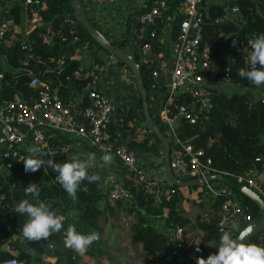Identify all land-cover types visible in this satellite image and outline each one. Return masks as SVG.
<instances>
[{
  "label": "trees",
  "instance_id": "obj_1",
  "mask_svg": "<svg viewBox=\"0 0 264 264\" xmlns=\"http://www.w3.org/2000/svg\"><path fill=\"white\" fill-rule=\"evenodd\" d=\"M167 2L169 7L148 28H155L156 33L144 38L150 44L152 54L147 62L139 61L138 49L134 48L146 90H149L152 71L157 69V59L153 53L169 57L170 40L176 36L183 17L180 13L182 0ZM148 5L149 1L138 14L145 11ZM233 6H237L239 12L231 11ZM201 9L204 11L202 42L208 45L219 74L226 72L228 79L214 83L211 91L212 105L206 113H199L195 122L190 123L183 117H178L176 134L183 143L202 149L204 155L211 158L213 168L237 181L239 175L264 170V84L257 87L238 75L241 68L250 67L247 63L252 51L250 41L264 33V0H202ZM24 10L21 3L12 5L6 22H3L5 31L0 36V100L18 93L24 100L33 103L38 98V89L30 84V79L33 75H38L49 80L51 88L77 120L84 119V109L89 104V97L83 86L91 80L89 73L93 65L102 64L97 52L100 50L109 56H115L106 52L74 18L68 0H34L25 10L26 21ZM216 18L219 23L215 22ZM19 26L24 30L19 31ZM164 28H168L169 37L163 35ZM71 30L78 38H74ZM134 36L133 32L132 39ZM25 44L29 45V52L27 48H23ZM128 45L130 46V41ZM87 58L88 65L84 62ZM117 61L133 79L127 66L118 59ZM27 69L32 70V73ZM225 82L232 86L231 92L223 90L221 84ZM161 88L165 89V85H161ZM136 92V99L123 97L127 99L126 103L113 108L101 141L105 145L121 144L133 150L144 166L157 159L156 167H163L162 143L146 126L140 96L137 90ZM188 99L190 97L180 94L177 102H187ZM148 102L153 119L160 125L149 95ZM161 128L165 130L163 126ZM70 143L71 140L65 135L49 129L45 144L38 147L46 153L44 159L52 158L55 162L62 163L69 158L65 153L70 152ZM170 143L171 157L180 145L172 141ZM120 168L121 181L131 193L125 200L129 201L128 212L134 216L132 238L143 244L148 264H171L167 256L173 245L167 230L174 225L183 227L190 247L199 257L207 258L217 252V248L209 244H219L218 228L223 215L221 204L230 196L225 182L214 181L226 188L219 192L211 191L205 184L174 185L166 176L161 180L154 179L157 184L148 185L135 172L124 169L121 163ZM90 172L100 175L96 168ZM56 175L51 168L45 173L43 167L35 173H26L23 162L14 159L10 172L0 175V189L7 192L8 200L15 201L14 206L23 199L38 203L34 196L25 195L23 188L14 187L13 195L10 190V182L25 188L31 183H37L39 196L54 198L49 204L51 209L62 210L69 226H74L84 234L93 231L100 234L98 218L105 213L101 203H110L108 189L102 191L101 180L95 183L85 180L77 190V199L74 201L56 181ZM157 187L160 189L159 196L154 193ZM233 191L249 205L252 217L258 219L259 207L243 194ZM193 193L197 198H193ZM114 201L117 205L123 202ZM186 201L197 207L190 210L193 217L186 209ZM73 207L79 212L77 217L70 220ZM14 208L11 214L18 216L19 213L14 212ZM238 233L239 231L236 235ZM197 248L200 250L197 251ZM71 251L75 264H79L80 254ZM56 253L57 260L54 264H64L59 251ZM2 258L5 257H0Z\"/></svg>",
  "mask_w": 264,
  "mask_h": 264
},
{
  "label": "built area",
  "instance_id": "obj_2",
  "mask_svg": "<svg viewBox=\"0 0 264 264\" xmlns=\"http://www.w3.org/2000/svg\"><path fill=\"white\" fill-rule=\"evenodd\" d=\"M95 1L115 3L118 0ZM148 1L147 9L137 17L135 36L130 42L133 49H138L137 57L141 63L147 62L148 57L152 55L150 44L144 41V38L147 35L153 36L156 29L148 28L154 25L156 17L169 7L167 0H146L145 3ZM33 2L34 0H21L25 10ZM87 2L89 0H83L89 12ZM201 3L202 0H182L180 13L183 17L176 36L170 40L171 61L161 53H153L157 59V69L151 73L147 90L153 111L157 113L160 125L165 128L163 132L169 141L180 145L170 158V166L174 174L182 179L201 178L208 173L219 172L212 167L211 158L205 156L202 149H195L191 144L183 143L176 134L178 117H183L190 123L195 122L198 114L206 113L212 105L211 91L214 83L228 79L226 72L219 74L208 45L202 42L204 11L201 9ZM231 11L239 12V9L233 6ZM215 22L219 23L218 18ZM4 31L5 28L0 26V36ZM71 33L75 39L78 38L73 30ZM234 41L235 39L232 40ZM23 48H27V52L30 51L28 44L23 45ZM101 69V65L94 64L89 73L91 80L83 86L89 97V104L84 109L85 118L82 120H77L70 108L63 105L56 91L51 88L49 80L38 75H33L30 79V84L38 89V98L33 103L24 100L18 93L0 100V175L4 176L10 172L12 160L30 155L27 152L28 147L45 144L49 129H55L65 136L69 133L78 135L89 147L98 149L102 154V148L110 149L112 156L118 159L124 169L135 172L148 185L157 184L148 176L145 166L138 161L133 150L121 144L105 145L101 141L114 108L108 96L96 87L98 72ZM164 70L167 75L163 83L165 89H162L160 74ZM27 71L32 73L30 69ZM180 94L190 99L187 102H177ZM237 181L245 183L264 198V170L239 175ZM204 184L213 192L226 190L214 181H206ZM228 192L230 196L221 204L223 215L218 230L220 236L225 231H231L234 238L236 232L256 219L252 217L249 205L237 193L229 189ZM154 193L159 196V187L154 189ZM107 196L110 200H124L129 198L131 193L121 180L116 179L111 181ZM3 198L0 189L1 210L5 207ZM233 225L238 227L233 229ZM167 233L173 245L167 256L168 261L171 264H197L200 257L190 247L183 227L174 225ZM245 243L264 247V231L256 233ZM0 264L32 263L15 256H7L0 259Z\"/></svg>",
  "mask_w": 264,
  "mask_h": 264
},
{
  "label": "crops",
  "instance_id": "obj_3",
  "mask_svg": "<svg viewBox=\"0 0 264 264\" xmlns=\"http://www.w3.org/2000/svg\"><path fill=\"white\" fill-rule=\"evenodd\" d=\"M145 2L146 0H118L115 3H107L89 0L87 6L89 13H91L92 18L96 21L101 31L110 38L128 45L129 41H132V33L135 29L137 17L142 13L138 14V12L144 7ZM17 3H21V0H0V26L4 27L3 22H6L9 9ZM129 18L130 22H128ZM26 20L27 16L24 10V21ZM127 22L130 25L129 30ZM164 29L163 35L169 37L168 28ZM18 30L23 31L24 28L19 26ZM97 55L102 59V69L98 72L96 87L108 96L113 107L126 103L127 99L123 97L128 94L131 95V99H136L137 88L133 79L127 74V70L118 63L115 57L109 56L104 51L99 50ZM168 58L171 61V53ZM84 62L88 65L89 59L87 58ZM166 72L164 70L160 74V82L162 84L165 81ZM66 137L71 140V150L65 153L67 157L75 156L84 159L88 153H95L99 161L102 153L98 149L89 147L85 140L76 134L69 133ZM96 169L101 175L102 191H106L109 188L112 180H121L120 163L116 158H114L111 166L96 167ZM145 169L148 176L153 179L161 180L165 177L163 167L146 165ZM10 183L12 195L14 187L25 188L20 184ZM1 192L4 197L5 207L3 210L0 209V257L15 256L32 264H54L57 260L56 251L58 250L51 240L27 241L22 235L23 224L27 218L20 214L18 216L14 213L11 214L12 208L15 207V201L8 200L9 196L3 188ZM34 199L47 204L54 200L52 197L43 198L41 196H34ZM109 201L110 203L108 204L101 203L105 213L98 218L100 239L90 246L86 254L79 255V264H94L96 259L99 260V263L105 264V259L109 253L108 250H113L115 255H118V259L115 261L117 264H120L119 258L123 256L119 253L121 250L125 252V257L128 258L125 264H148L143 244L132 238L131 225L134 222V216L128 212L127 205L129 201L124 199L120 205L115 204L114 200L109 199ZM70 212V220H72L77 217L79 210L73 207ZM96 255H98V258H95ZM61 256L64 263V257L62 254Z\"/></svg>",
  "mask_w": 264,
  "mask_h": 264
},
{
  "label": "clouds",
  "instance_id": "obj_4",
  "mask_svg": "<svg viewBox=\"0 0 264 264\" xmlns=\"http://www.w3.org/2000/svg\"><path fill=\"white\" fill-rule=\"evenodd\" d=\"M250 44L252 51L247 61L250 67L241 68L238 75L259 87L264 84V33L250 41ZM101 151L103 154L99 157V161L95 153H88L84 159L73 156L62 163H57L52 158L44 159L46 153L41 147L30 146L27 148L30 155L22 157L20 161L23 162L26 173H35L42 167L46 173V170L51 168L57 173L56 181L75 201L77 190L82 182L87 180L88 183H95L101 180L99 174L90 172V170L96 167L111 166L114 162L110 149L102 148ZM48 155L50 157L51 154ZM23 190L25 195L39 196L37 183H31ZM14 212L27 218L23 224L22 235L29 242L49 241L54 235L62 233L64 247L84 255L90 246L100 239L99 232L84 234L68 224L65 229L63 213L51 209V206L43 201L32 203L28 199H23L15 206ZM237 227L233 225V229ZM246 231L251 232L252 228L249 227ZM244 241L245 237L242 235L233 238L231 231H225L220 236L219 244H209L217 248V252L207 258L201 256L197 264H264V247L246 244ZM199 250L197 248V251Z\"/></svg>",
  "mask_w": 264,
  "mask_h": 264
},
{
  "label": "water",
  "instance_id": "obj_5",
  "mask_svg": "<svg viewBox=\"0 0 264 264\" xmlns=\"http://www.w3.org/2000/svg\"><path fill=\"white\" fill-rule=\"evenodd\" d=\"M74 18L80 23L85 31L108 53L114 55L119 61L123 62L133 75L134 83L140 96L142 111L145 117L146 126L151 129L163 146V168L165 176L171 184L187 186L204 184L206 181H220L225 182L229 187V191L236 190L243 194L248 199L252 200L260 209L258 219L246 225L234 237L243 236L245 241L250 240L256 233L264 231V198L254 189L247 186L245 183L236 181L222 172L208 173L201 178L182 179L177 177L170 166V151L171 143L163 132L161 126L153 119L148 102L147 90L143 81L141 67L136 59V54L131 46L123 45L116 40H112L106 33L100 30L96 21L92 19V15L87 12L83 0H68ZM59 212L62 213L61 210ZM65 229L67 224H65ZM251 227L252 231L247 232L246 229ZM55 248L63 255L64 264H74L75 259L72 251L65 248L62 240V233L54 235L50 238Z\"/></svg>",
  "mask_w": 264,
  "mask_h": 264
},
{
  "label": "rangeland",
  "instance_id": "obj_6",
  "mask_svg": "<svg viewBox=\"0 0 264 264\" xmlns=\"http://www.w3.org/2000/svg\"><path fill=\"white\" fill-rule=\"evenodd\" d=\"M128 74V73H127ZM128 77V75H126ZM223 86V90H225L226 92H231L232 90V86L230 84H228L227 82L221 84ZM220 85V87H221ZM127 95V94H126ZM127 96H131L130 94H128ZM152 160H154V158H152ZM159 160V158H158ZM154 162V163H153ZM153 163V164H151ZM150 163V166H156V163H157V159H155L154 161H152ZM219 187H223V185L221 183L218 184ZM195 193V192H194ZM194 193L192 194L193 198H197L196 196H194ZM196 195V193H195ZM184 204L186 205V209L189 210V213H190V210L191 209H197V207H195L192 203H189V202H184ZM191 214V213H190ZM191 216L193 217V215L191 214ZM108 255L105 259V264H117L115 261L118 259V255L116 256L114 251L113 250H108ZM119 253H121L123 256H121L119 258V262L120 264H125L127 261H128V258L125 257V252L123 250H121ZM95 258H98V255L95 256ZM102 263V262H101ZM99 263V260L96 259L95 263L94 264H101Z\"/></svg>",
  "mask_w": 264,
  "mask_h": 264
}]
</instances>
